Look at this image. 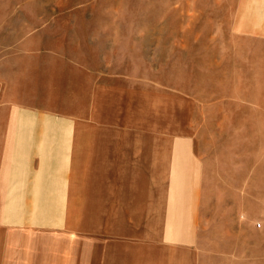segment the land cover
Returning <instances> with one entry per match:
<instances>
[{
	"label": "rangeland",
	"instance_id": "rangeland-1",
	"mask_svg": "<svg viewBox=\"0 0 264 264\" xmlns=\"http://www.w3.org/2000/svg\"><path fill=\"white\" fill-rule=\"evenodd\" d=\"M81 48L151 96L154 142L173 148L153 264H264V0H0V80L21 71L7 96L23 70L32 85L35 64ZM8 111L0 87V264H101L100 230L9 247Z\"/></svg>",
	"mask_w": 264,
	"mask_h": 264
},
{
	"label": "crops",
	"instance_id": "crops-1",
	"mask_svg": "<svg viewBox=\"0 0 264 264\" xmlns=\"http://www.w3.org/2000/svg\"><path fill=\"white\" fill-rule=\"evenodd\" d=\"M76 51L35 64L32 85L23 70L15 98L5 83L14 88L21 71L10 84L0 80L7 119L16 112L18 120L16 131L1 133L16 134L8 157L21 170L13 180L18 223L4 224L9 247L54 246L55 235L100 230L101 264H153L173 148L154 142L151 96Z\"/></svg>",
	"mask_w": 264,
	"mask_h": 264
}]
</instances>
